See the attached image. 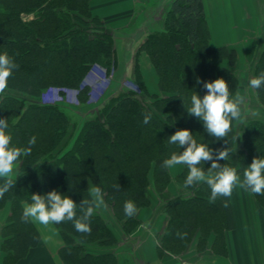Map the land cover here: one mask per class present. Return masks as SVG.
Segmentation results:
<instances>
[{"label": "trees", "instance_id": "obj_1", "mask_svg": "<svg viewBox=\"0 0 264 264\" xmlns=\"http://www.w3.org/2000/svg\"><path fill=\"white\" fill-rule=\"evenodd\" d=\"M92 1L0 0V54L7 53L19 65L0 95V118L7 119L14 146L28 147V141L36 138L31 154L18 162L14 188L0 198V217L5 214L0 219L2 264H20L39 244L35 224L21 219L23 202L31 203L33 193L56 190L79 204L90 199L93 186L102 189L105 203L90 218L91 233L78 232L71 221L55 224L64 241L59 257L63 264H118L117 251L128 248L129 236L143 223V209L173 179L182 192L162 203L167 221L159 237V253L180 255L189 246L202 252L210 246L214 253L226 255L225 232L235 225L230 198L209 202L206 183L184 187L186 166L172 176L161 165L172 152L184 150L167 139L185 128L197 143L213 150L228 147L229 157L218 163L235 168L241 180L254 157L264 158V116L254 115L243 127L234 120L228 136L216 140L185 109L195 92L201 97L206 93L204 81L223 78L235 96L241 86L235 72L236 49L211 43L203 0H172L162 26L147 32L138 45L128 84H120L76 126L58 102H47L43 95L45 90L66 87L86 105L95 68L104 70L105 76L118 70V33L93 14ZM142 54L155 72V91L145 80ZM261 71L264 47L253 78ZM254 94L253 107L264 111V86L254 88ZM145 115L151 116L148 124L143 123ZM200 166L207 170L211 161ZM254 196L264 208V195ZM129 200L138 209L133 217L124 213ZM108 207L110 217L104 215ZM177 232L187 236L181 239Z\"/></svg>", "mask_w": 264, "mask_h": 264}, {"label": "crops", "instance_id": "obj_2", "mask_svg": "<svg viewBox=\"0 0 264 264\" xmlns=\"http://www.w3.org/2000/svg\"><path fill=\"white\" fill-rule=\"evenodd\" d=\"M171 2L172 0H93L91 10L118 36L131 35L137 22L145 24L144 30H148L156 18L163 22L164 13ZM203 6L211 43L214 46L234 47L239 62L241 59L244 64L250 60L253 62L254 53L262 45L256 47L253 42L250 49V43L246 39L264 37V25L261 26V23L264 24V0H203ZM249 52L251 58L245 56ZM143 58L149 61L146 56ZM143 61L142 65H145ZM147 65H151L150 61ZM180 170L181 165L176 166L171 169V175L175 176ZM180 192L182 186L173 179L162 196L154 194L151 206L141 213L143 223L129 236V244L126 245L128 248L117 251L118 264H264V208L252 192L240 188H234L230 198L235 225L225 232L228 250L226 255L214 253L210 246L202 252H196L193 246H189L180 255L168 252L160 254L157 249L159 237L167 221L166 214L161 210L162 203ZM150 212L152 223L146 225ZM35 226L41 236L39 244L30 250L20 264H63L59 249L64 241L56 226ZM2 260L3 253L0 252V264Z\"/></svg>", "mask_w": 264, "mask_h": 264}, {"label": "clouds", "instance_id": "obj_3", "mask_svg": "<svg viewBox=\"0 0 264 264\" xmlns=\"http://www.w3.org/2000/svg\"><path fill=\"white\" fill-rule=\"evenodd\" d=\"M19 67L13 58L7 53L0 54V95H3L8 87V80L14 70ZM197 83H201L198 79ZM250 86L260 89L264 86V71L250 81ZM203 87L206 93L201 97L194 93L190 97V106L185 108L189 116H194L201 121L205 131L216 140L225 139L232 130V122L241 118V104L244 98L239 92L233 97L228 83L223 78L213 81H204ZM151 121L150 115H145L144 124ZM9 125L6 118H0V198L14 188L17 177L13 178L17 164L21 156L31 154L32 145L36 138L33 136L28 141V147H17L12 144V136L7 132ZM169 144L184 148L182 152H172L170 158L164 159L161 167L174 169L178 165H184L188 169L184 187H194L200 183H206L211 190L209 202H215L219 197L231 198L234 188L244 189L256 195H264V158L254 157L251 164L244 169L243 179L237 170L227 165L218 163L229 157V148L213 150L208 144L197 143L189 129H179L170 137ZM211 161V166L205 170L206 162ZM115 187L119 188V185ZM103 191L99 186L89 189L90 199H83L77 204L72 198L52 190L44 195L33 193L31 203L23 202L21 219L25 223L47 227L71 221L75 229L83 234H90V218L95 211L104 205ZM79 211V215L77 212ZM138 209L134 202L126 201L124 213L127 217L136 215ZM181 239L187 233L177 232Z\"/></svg>", "mask_w": 264, "mask_h": 264}, {"label": "rangeland", "instance_id": "obj_4", "mask_svg": "<svg viewBox=\"0 0 264 264\" xmlns=\"http://www.w3.org/2000/svg\"><path fill=\"white\" fill-rule=\"evenodd\" d=\"M162 24L163 22L159 21L156 18L153 21V23H151V27L148 30L146 29L144 30V28L146 27L145 24H143V22L142 23L137 22L134 29L132 30L133 32H130L131 35L121 34V36H116L117 46L119 48L118 49L119 57L121 60L119 68L118 70L114 72V74L111 73L106 76L104 75V70L100 72L98 70L99 68L98 69L95 68L94 72L91 75V77L93 78H91V81H90L92 83V90H93L91 94V99L88 103L90 105L88 104L82 105L79 102L78 98H76L75 96V93H74L75 90L72 91V89L68 91V94H66L65 96L62 95L60 92L62 91V89L58 91L59 94H57L56 90L54 89H53V93H51L50 90L48 91L45 90L47 94L45 95L46 92L44 91L43 99L47 102H58V104L60 105V108L67 114V116L71 119V121H73V124L75 123L76 126H80L86 117L91 116V114L93 113L94 109L98 106L100 101L107 100L118 89V87H120L121 85L128 84L129 78L131 77V74H132L131 71H132V66H133L132 65L133 60L135 59L134 57L135 51L138 48V45L145 38L146 35L144 34L150 30H153L154 28H160ZM263 25L264 24L261 23V26ZM263 35H264V32H263ZM246 40L248 41V43H250V49H252L251 45L253 42H255L256 47L259 45H262V47L260 46L261 49L257 51L258 53L257 52L254 53L253 62L250 60V62L244 64V62H242L243 59L240 58L242 61L239 62L238 60L239 63H237L236 68H235V72L239 76L240 83H241V86L237 92H239L240 95L244 98L243 103L241 104L242 105V115L240 118L241 127L245 125L247 119L254 117V115H258L261 117L264 116V111H262L258 107H255V108L253 107V105L256 104L255 102L256 97L254 94V88H252L249 83V81L253 78L254 64L262 48L264 47V37L259 38V39L248 38ZM250 53L251 52H249V54L245 56L251 58L252 55ZM143 57L145 56L142 54L141 63L144 60ZM148 62L145 61V65H142V68L144 69L145 80L147 82L149 90L155 91L157 90V84H156L157 80H156V76H155V72L153 68L151 67V65H147ZM100 78H102V80L99 83L95 82V80L100 79ZM63 88H66V87H63ZM65 90H68V89H65ZM71 142H72V138L69 139L67 143H71ZM18 165L19 163L17 164L14 174H16V172L18 171ZM161 194H163V192ZM153 197H154V194H153ZM111 214L112 212L108 207V209L105 210L104 215L106 217H110ZM147 217L148 219H147L146 225H149L150 223H152L150 221V218H152L151 212L148 213ZM4 218H5V214H2L0 219H4Z\"/></svg>", "mask_w": 264, "mask_h": 264}, {"label": "built area", "instance_id": "obj_5", "mask_svg": "<svg viewBox=\"0 0 264 264\" xmlns=\"http://www.w3.org/2000/svg\"><path fill=\"white\" fill-rule=\"evenodd\" d=\"M61 89H62L61 94L64 95V96H65L66 94H68V91L71 90V89H69V88H61ZM65 89H68V90H65ZM54 90H55V89H54ZM50 91H51V93H53V89H50ZM57 91H59V90L57 89ZM57 91H56V93L58 94ZM72 91H73V90H72ZM75 92H76V91H75ZM75 92H74V93H75ZM46 94H47V93H46ZM46 94H45V95H46Z\"/></svg>", "mask_w": 264, "mask_h": 264}]
</instances>
